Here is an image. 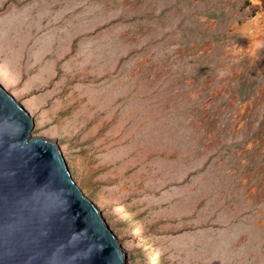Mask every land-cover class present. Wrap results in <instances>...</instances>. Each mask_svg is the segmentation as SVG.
I'll return each mask as SVG.
<instances>
[{"label":"rangeland","instance_id":"obj_1","mask_svg":"<svg viewBox=\"0 0 264 264\" xmlns=\"http://www.w3.org/2000/svg\"><path fill=\"white\" fill-rule=\"evenodd\" d=\"M252 0H0V86L125 264H264V30ZM243 108H239L241 106Z\"/></svg>","mask_w":264,"mask_h":264},{"label":"water","instance_id":"obj_2","mask_svg":"<svg viewBox=\"0 0 264 264\" xmlns=\"http://www.w3.org/2000/svg\"><path fill=\"white\" fill-rule=\"evenodd\" d=\"M0 86V264H125L56 144Z\"/></svg>","mask_w":264,"mask_h":264},{"label":"bare ground","instance_id":"obj_3","mask_svg":"<svg viewBox=\"0 0 264 264\" xmlns=\"http://www.w3.org/2000/svg\"><path fill=\"white\" fill-rule=\"evenodd\" d=\"M259 6L260 12L256 14L251 21L238 26L239 30L244 33L245 39L249 45V51L252 53L255 46L259 43L260 35L264 30V0H252ZM244 105L239 107L244 109Z\"/></svg>","mask_w":264,"mask_h":264},{"label":"crops","instance_id":"obj_4","mask_svg":"<svg viewBox=\"0 0 264 264\" xmlns=\"http://www.w3.org/2000/svg\"><path fill=\"white\" fill-rule=\"evenodd\" d=\"M196 2H197V0H196Z\"/></svg>","mask_w":264,"mask_h":264}]
</instances>
